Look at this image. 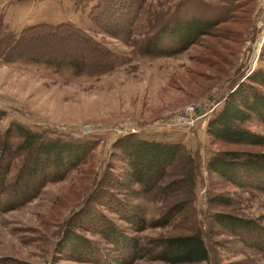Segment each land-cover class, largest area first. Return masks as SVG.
I'll return each mask as SVG.
<instances>
[{"label": "rangeland", "instance_id": "rangeland-1", "mask_svg": "<svg viewBox=\"0 0 264 264\" xmlns=\"http://www.w3.org/2000/svg\"><path fill=\"white\" fill-rule=\"evenodd\" d=\"M11 1L0 0V4L11 6L0 16V37L18 34L22 28L39 23L70 22L109 48L114 60L107 70L77 73L68 67L5 61L0 56V109L5 111L0 130L17 120L54 135L97 141L86 163L71 170L63 180L48 183L29 203L0 214V264H90L61 259L56 244L66 221L97 188L105 168L113 164L114 173H119L121 163L112 156V142L131 129L147 139L184 143L198 156L199 176L195 208L184 205L182 221L175 218L167 226L149 227L142 232L128 230L129 234L146 239L185 232L195 224L204 234L210 264H264V251L220 233L217 226L208 227L209 215L216 211L258 218L264 225V192L235 188L206 170V161L214 151L239 147L211 139L206 133L207 120L220 107L233 80L257 66L264 68V8L259 0H239V5L228 13V21L219 23L186 50L160 56L140 51L144 35L141 25L130 38H114L98 31L87 16L92 0ZM170 1L147 0L146 7L156 10ZM15 6H19L18 11ZM192 106H199L202 112L194 115L192 127H186L182 122ZM246 126L264 135V123L259 120L253 119ZM107 188L137 207L147 221L159 217L182 197L153 201L144 195L133 198L125 193L126 189ZM208 192L229 194L233 204L209 206ZM96 211L126 226L105 205H96ZM79 232L99 239L93 231ZM133 264L166 263L139 259Z\"/></svg>", "mask_w": 264, "mask_h": 264}, {"label": "trees", "instance_id": "trees-1", "mask_svg": "<svg viewBox=\"0 0 264 264\" xmlns=\"http://www.w3.org/2000/svg\"><path fill=\"white\" fill-rule=\"evenodd\" d=\"M146 1L92 0L87 16L98 31L114 38H130L141 25L143 54L173 55L211 33L222 21H228V13L240 2L173 0L158 3L162 6L150 10ZM0 56L5 61L44 63L56 69L68 67L77 73L107 70L114 60L109 48L70 22L39 23L22 28L18 34L1 36ZM220 102L207 120L206 133L213 140L239 147L214 151L206 161V170L235 188L264 192V135L246 126L253 119L264 123V68L257 66L233 80ZM4 116L5 111L0 109V122ZM96 145L97 141L90 138L54 135L47 129L10 121L0 130V214L29 203L48 183L63 180L71 170L88 161ZM111 151L121 163L119 173H114L113 164L108 165L97 188L66 221L56 244L60 258L90 264H133L139 259L210 264L204 234L195 224L185 232L146 239L128 232L167 226L175 218L182 221L184 205L195 208L197 154L182 142L152 140L134 133L118 136ZM107 187L126 189L125 193L133 198L144 195L153 201L182 197L159 217L147 221L137 207ZM206 203L229 207L233 198L222 192H208ZM96 205H105L126 226L96 211ZM209 217L208 227L217 226L220 233L264 251V225L258 218L229 211H216ZM79 229L93 231L99 239L89 238Z\"/></svg>", "mask_w": 264, "mask_h": 264}, {"label": "built area", "instance_id": "built-area-1", "mask_svg": "<svg viewBox=\"0 0 264 264\" xmlns=\"http://www.w3.org/2000/svg\"><path fill=\"white\" fill-rule=\"evenodd\" d=\"M259 3L264 8V0H259ZM199 112H200V107L198 106L190 107V112L184 116L182 123L187 125L186 127H192L196 119L195 117L200 114ZM194 115L196 116L194 117ZM135 131H136L135 129H131L130 133H135Z\"/></svg>", "mask_w": 264, "mask_h": 264}, {"label": "crops", "instance_id": "crops-1", "mask_svg": "<svg viewBox=\"0 0 264 264\" xmlns=\"http://www.w3.org/2000/svg\"><path fill=\"white\" fill-rule=\"evenodd\" d=\"M13 1H15V0H12L11 2H13ZM22 1H23V0H20L19 3H21ZM11 2H10V3H11ZM0 5H2V6H0V9L3 10L2 13L0 14V16H2V15L4 14V12H7L11 6H9V5L5 6L6 4L4 5L3 3L0 4ZM18 7H19V6H15L16 11L19 10ZM23 7H24V6H23ZM200 110H201V108H200Z\"/></svg>", "mask_w": 264, "mask_h": 264}]
</instances>
